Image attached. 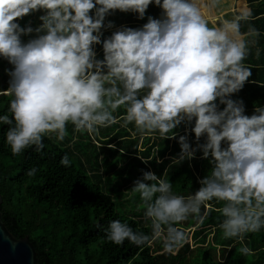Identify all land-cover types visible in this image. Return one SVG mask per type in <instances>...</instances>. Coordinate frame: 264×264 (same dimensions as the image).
Wrapping results in <instances>:
<instances>
[{
  "label": "clouds",
  "instance_id": "1",
  "mask_svg": "<svg viewBox=\"0 0 264 264\" xmlns=\"http://www.w3.org/2000/svg\"><path fill=\"white\" fill-rule=\"evenodd\" d=\"M222 2L0 0V58L12 65L5 69L8 87L0 90V96L11 97L0 125H8L4 143L12 155L28 148L41 152L45 136L63 141L68 124L91 135L116 123L114 113L123 107L121 126L132 124L131 135L140 141L176 136L173 130L182 122L191 124L196 143L179 135L174 161L191 160L199 150L211 165L187 196L174 194L171 183L154 172L142 171L131 191L144 204L151 233L109 220L105 239L116 245L158 239L163 252L175 255L188 242L177 225L190 216L203 219L201 207L213 200L223 202V238L242 240L264 228V105L248 115L243 100L232 98L253 82L244 61L250 52L260 56V30L247 23L241 32L242 23L253 19L246 7L210 25L208 14ZM150 4L161 9L158 18L147 15L139 27L122 25L104 35L114 27L105 22L107 16L119 10L144 19ZM36 12L42 13L41 23L21 26L20 19ZM59 163L70 165L66 153ZM35 172L32 167L26 174ZM238 251L250 254L243 244Z\"/></svg>",
  "mask_w": 264,
  "mask_h": 264
},
{
  "label": "trees",
  "instance_id": "2",
  "mask_svg": "<svg viewBox=\"0 0 264 264\" xmlns=\"http://www.w3.org/2000/svg\"><path fill=\"white\" fill-rule=\"evenodd\" d=\"M236 3L239 10L245 6L253 13V19L242 23L241 32L246 31L247 23L260 30L256 45L261 49L260 56L250 52L244 61L251 68L249 80L253 82H246L232 97L241 98L245 114L251 115L256 105H264V0ZM160 12L158 6L150 4L145 18L137 19L131 12L117 10L105 18V22L113 21L114 27L104 30V35L122 25L139 27L146 22L147 15L158 18ZM40 14L27 15L19 23L23 26L31 22L35 27L41 23L37 19ZM29 38L22 37L25 41ZM95 50L102 59L101 46L96 45ZM6 68L11 69L12 65L0 58V90L8 87ZM10 99L0 96V114L6 112ZM123 113V107L118 108L114 113L117 122L91 135L73 131L68 124L63 141L45 136L41 152L28 148L15 156L4 143L8 125H0L2 222L16 238H29L39 264H264V228L244 234L242 240L223 238L219 228L223 219L219 208L223 202L215 200L207 202V209L201 207L203 219L190 216L177 225L188 242L175 255L163 252L158 239L143 246L127 240L116 245L105 239L103 228L109 220L127 222L134 231L151 233V221L143 215L144 204L139 194L131 191L133 181L141 177L142 171L154 172L171 183L174 194L187 196L200 187L198 180L211 168L199 150L191 160L174 161L180 152L179 135H187L193 146L196 143L191 124L182 122L173 130L176 136L145 137L140 141L138 136L131 135L132 124L121 126ZM199 142L203 143L204 138ZM65 153L71 161L68 167L59 163ZM32 167L36 172L29 176L26 173ZM124 188L128 208L124 206ZM242 244L250 249L249 255L239 253Z\"/></svg>",
  "mask_w": 264,
  "mask_h": 264
},
{
  "label": "water",
  "instance_id": "3",
  "mask_svg": "<svg viewBox=\"0 0 264 264\" xmlns=\"http://www.w3.org/2000/svg\"><path fill=\"white\" fill-rule=\"evenodd\" d=\"M2 202L0 194V264H39L35 247L29 238H16L2 222Z\"/></svg>",
  "mask_w": 264,
  "mask_h": 264
},
{
  "label": "crops",
  "instance_id": "4",
  "mask_svg": "<svg viewBox=\"0 0 264 264\" xmlns=\"http://www.w3.org/2000/svg\"><path fill=\"white\" fill-rule=\"evenodd\" d=\"M228 2V0L226 1H223L222 2V7L223 5ZM237 4L236 3V0H232L231 1V6L229 9H224L223 11H220V10H214L211 14H208V19H209V22H210V25L211 24H216L218 21H220L224 16H227V15H235L238 13L239 11V8L237 7Z\"/></svg>",
  "mask_w": 264,
  "mask_h": 264
},
{
  "label": "rangeland",
  "instance_id": "5",
  "mask_svg": "<svg viewBox=\"0 0 264 264\" xmlns=\"http://www.w3.org/2000/svg\"><path fill=\"white\" fill-rule=\"evenodd\" d=\"M223 1H225V0H223ZM226 1H227V0H226ZM231 1H232V0H228V2H226V3L223 5V7H222V5H220V6L218 7L217 10L223 11L224 9H229L230 6H231ZM242 8H245V6H242ZM246 8H247V7H246ZM230 17H232V15H227V16H224L223 18H230ZM223 18H222V19H223ZM119 180H120V178H118V182H117V184H120ZM126 190H127V188H124V199H125L124 202H126V203H124V206L128 208L129 205H128L127 203H128L129 201H126V200H128V198L126 197V195H127ZM121 199H122V198H121ZM117 203H118L119 205L122 204V203H120V202H117Z\"/></svg>",
  "mask_w": 264,
  "mask_h": 264
}]
</instances>
